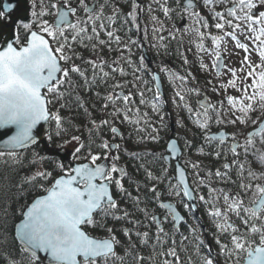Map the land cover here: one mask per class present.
I'll return each mask as SVG.
<instances>
[{"label":"snow or ice","instance_id":"6c2138e0","mask_svg":"<svg viewBox=\"0 0 264 264\" xmlns=\"http://www.w3.org/2000/svg\"><path fill=\"white\" fill-rule=\"evenodd\" d=\"M14 7L5 3L0 19ZM258 8L264 0H126L123 6L32 0L33 19L20 22L23 41L17 33L14 43L0 45V128H15L0 143V161L23 166L19 150L37 143L34 130L42 122L55 126L47 142L74 148L71 160H57L52 170L44 167L49 157L34 152L17 185L21 193H40L12 224V240L30 254L28 264H37L39 253L49 264H264V171H258L264 147L257 148L264 145V10ZM157 12L188 23L169 30ZM150 31L157 49L167 50L177 33L181 44L185 34L192 37L202 54L197 70H214L206 84L219 97L215 103L204 97L193 105L190 98L201 97L202 89L191 70H153L143 55L133 59ZM232 56L239 66L227 62ZM161 74L174 86L171 103L187 113L200 138L198 145L184 140L202 159L189 157L183 166L169 167L172 157L181 158V145L160 134L171 131ZM70 111L83 117L79 126L63 114ZM176 123L183 128L185 118ZM124 125L132 126L127 137ZM186 197L205 206L207 235L180 210L190 207ZM0 230L6 245V224ZM7 264L21 262L7 253Z\"/></svg>","mask_w":264,"mask_h":264},{"label":"trees","instance_id":"16d2710c","mask_svg":"<svg viewBox=\"0 0 264 264\" xmlns=\"http://www.w3.org/2000/svg\"><path fill=\"white\" fill-rule=\"evenodd\" d=\"M32 0H29V4L30 7L32 9V4H31ZM100 3H103L104 0H99ZM113 3H118L121 6H123L126 3V0H112ZM2 3L3 0H0V10H2ZM206 14V13H205ZM32 16L30 13V21L32 20ZM8 20V18L5 16L4 18L0 19V25L3 24L4 22H6ZM29 21V22H30ZM184 20H180L177 19L175 21V27H177V24L181 25L183 24ZM17 33H19L20 39L21 41H23L24 37H25V30L20 26V22L17 24L16 28H15V39H16V35ZM133 38H136L137 34L135 32V30H133ZM144 45L147 46V41H143ZM176 46H178L179 51L181 52V44L180 43H176ZM168 48H171L170 46ZM178 48H173L174 51L173 54L176 56L177 49ZM140 50H142L140 48ZM87 55V54H86ZM106 57L109 55H115L114 53L112 54H108L105 53ZM142 55V52H139V56ZM186 55V54H185ZM188 59L190 61L189 65H184L180 55L178 54L177 56V64L180 67V71L181 72H185L187 74V72L189 70L192 71L193 76L196 78V81H198V83L196 81L195 85L196 87H199L202 89V92L206 93L208 95V97L212 100L213 103L216 102V100L219 98L217 97L214 93H212L211 88L209 86H207L206 84V80L210 79L207 77L202 76L201 71H198L196 69V65H195V60H193L190 56H188ZM153 61V67L156 68V61L154 60V58H152ZM127 70V69H126ZM154 87V86H153ZM102 91V89H101ZM144 111H148L149 109L146 107H143ZM66 116H69L70 118H73L75 120V123L77 126H79L82 122H83V117L75 111H70V112H64L63 113ZM121 130L125 132L126 137L129 135V133H131L132 130V126L131 125H124L121 126ZM224 130V128H220V131ZM229 132L233 131V129L231 127H229L227 129ZM82 132H85V130L82 128L81 129ZM55 132V126L54 124L50 123L49 126V133H53ZM47 134V135H48ZM161 136L164 138L165 141L168 140V136L166 132H163V130L161 129ZM47 135L45 137L46 140V144H47V148H45L42 144H37L27 150L21 151L22 155L24 157V163L23 166H19V165H14L11 162L9 163H5L4 161H0V223H4L6 224L7 227V244L4 245V241L0 240V264H7V253H11L12 257H15L16 259L19 257V255L21 254L22 256H24V258H26L28 260L29 255L27 253H22L19 251V244L15 241L12 240V224L16 221L19 220V210L21 208L22 205L26 204V203H30L31 200L38 194L37 192H33V191H27L25 193H21L18 188L17 185H19L20 183H22L23 181V177L26 173H28L31 170V166L29 165V160L32 157V154L34 152H38L41 155H45L47 157H49V159L47 161H45L44 163V167L48 168L49 170H52L55 168V162L57 160H59L56 157H52L51 156V151L53 150H59V148H55L53 144L47 142ZM86 135V132H85ZM136 139L135 135H132V141L134 142ZM57 142H62V139L57 141ZM121 142V141H118ZM200 142V138L195 139L194 140V145H198V143ZM123 144V142H121ZM148 147H152L151 143H148ZM264 147V145H260L259 143H257V148H262ZM161 150H163V148L161 147ZM227 150V149H226ZM205 151H208V148H205ZM212 159L214 158H210V159H206V164H211ZM71 160V158H70ZM122 164H126V160H122L121 161ZM131 167H135V164L133 163L131 165ZM170 168L172 166H169ZM253 168H256V165L253 164L252 165ZM258 171H264V169H258ZM198 203L201 204L198 200ZM200 209L202 210V205H199ZM203 211H205L203 209ZM182 212L184 213L185 210L184 208H182ZM7 213V215H6ZM200 219L202 220L200 223L201 226V230H202V225L205 226V233L206 235L209 233L210 229H211V222H210V218L206 215V214H202L200 215ZM203 222V223H202ZM182 231L184 230L183 228L181 229ZM0 232H2V230H0ZM142 254H146V250H142ZM23 264H28L27 262H23ZM37 264H42L40 262H37Z\"/></svg>","mask_w":264,"mask_h":264},{"label":"rangeland","instance_id":"374dc122","mask_svg":"<svg viewBox=\"0 0 264 264\" xmlns=\"http://www.w3.org/2000/svg\"><path fill=\"white\" fill-rule=\"evenodd\" d=\"M141 2L143 4H147V3H150L151 0H141ZM182 2H183V0H182ZM31 4H32V2H31ZM153 7H155V5H153ZM220 10H222V9H220ZM260 10H264V8H258L257 9V11H260ZM21 11H22V9L20 8L18 10V12L20 13ZM31 11H32V9L30 7V10H29L27 16H30ZM156 14L159 15L160 19L165 22V25L169 30L182 29L186 25V23H188L187 21L184 20L183 24H181V25L177 24V27H175L176 25L174 23L178 18L173 17V19L168 20L161 13L157 12ZM141 17H142V19H141L142 24H148L149 23L146 13H141ZM180 39H181L180 33H177V40H172V41L167 42L168 47L170 46L171 48H168L167 50H165L164 48L157 49V48L152 47L153 41L151 38V31L149 32V39L147 40L146 48H147L151 58H154V60L156 61V68H155L156 70H158L159 67L162 65H167L173 71H176L181 75L186 74L185 72L180 71V67L177 64L178 54L176 53V56H175L172 52V51H174L173 48H175V47L178 48V46H176L175 44L179 43ZM191 39H192V37H190L187 34H185L183 36L182 44L180 43L181 44V52H183L187 56H190L193 60L196 61L195 65H196V69H197V61L200 60V56L202 54L198 53V50L195 48L194 44L189 43V41ZM241 39H243V38H241ZM205 45H206V47H210V44L207 41L205 42ZM228 47H229V50H231V45H229ZM189 48H191V51H188ZM139 52H142V50H140V48H133V53H134L133 59L134 60H138ZM241 55H242V53H241ZM237 60H238L237 56H232V57H230V59L227 62L230 65L239 66L237 64ZM203 62L208 63L211 66V57L204 55V61ZM201 74H202V76L211 79L213 77L214 70H213V73H207V74L204 73L203 71H201ZM161 75L163 77L162 78V84L164 87L166 99L169 101L168 103L165 104L164 101L161 100V104L163 107V114L165 116V122L167 123L169 129H171V126L173 125L174 133H175L174 137L179 141V143L183 149V161L185 159H188L189 157L191 159H194V160L195 159H202L201 157H198L195 147L192 150H189V149L184 148L182 146L184 140H186V139L192 140L193 142L195 139H198L199 138L198 131H197L195 125L192 123L191 119L188 118L187 113L183 110L176 109L175 106L171 103V97L174 95V91H173L174 86L168 81L166 75H164V74H161ZM213 82L215 83V80ZM193 83L195 84L194 81H193ZM149 86L153 87L154 85L150 84ZM188 86H192V85L190 84ZM147 95L150 97L152 94L148 93ZM190 99H191L193 105L196 106V101L198 99H201V97L198 98V97L192 96ZM211 102H212V100H211ZM181 117L185 118V125L183 128H179L177 123H176V121H178ZM153 119L155 120V117H153ZM156 123L158 124L159 122L156 121ZM216 127L217 126H213V129H212L213 132L216 131ZM162 130H163V132L167 133L168 137L172 135L171 131H168L165 129H162ZM64 148L67 149L70 153H72L74 145L69 144V145H66ZM52 152L53 151H51V153ZM204 163L206 164L205 160H204ZM194 225L197 226V224H194ZM198 227L200 228V226H198ZM217 251H218V249H217ZM16 260L20 261L21 264H23V262L28 263V260L26 258H24V256H22L21 254L19 255V257Z\"/></svg>","mask_w":264,"mask_h":264},{"label":"water","instance_id":"95a60500","mask_svg":"<svg viewBox=\"0 0 264 264\" xmlns=\"http://www.w3.org/2000/svg\"><path fill=\"white\" fill-rule=\"evenodd\" d=\"M5 3H11V4L15 5V7L12 10L8 11L6 13V15L14 13L18 8H23L24 12L22 13L21 16L17 17L14 20L12 26H9L6 28L4 27V29H2V27L0 26V45H4L5 42H7V43H14L15 42L14 28H15L18 21L29 22V17L27 16V14L29 12V6H28L27 0H3L2 10H3V5ZM143 56L145 57V60L148 62L149 66L153 69L152 59H151V57H150V55H149V53L145 47H143ZM160 88H161V92L163 93L164 99H166V95H165V91H164L162 81L160 82ZM202 96H203V98L204 97L209 98L205 93H202ZM49 125H50V123H48V122H42L40 125L37 126V129L34 130V134H37V143L35 145L42 144L45 148H47L45 137L48 134ZM14 132H15L14 127L0 128V143H2L4 140H7L11 135L14 134ZM171 132L174 134L173 125L171 126ZM171 136H173V138H175L174 135H171ZM178 144H179V141H178ZM35 145H31V146H29V148H31ZM25 150H27V149H25ZM19 151H24V150H19ZM181 153L183 156L182 148H181ZM51 156L56 157L60 161H63L66 163V162L70 161L71 153L67 149L63 148V149H59V150H53V152L51 153ZM182 156L180 159L172 157L168 161V164L169 165L173 164V165L183 166L182 165ZM185 200H186L187 204L190 205L192 212L196 213L197 212V200L196 199H189L187 197L185 198ZM16 242L21 247L19 240H16ZM28 255H30V254H28ZM39 255H40V261H38V262H40L42 264H49V258L47 256V254L39 253Z\"/></svg>","mask_w":264,"mask_h":264},{"label":"flooded vegetation","instance_id":"af4514ba","mask_svg":"<svg viewBox=\"0 0 264 264\" xmlns=\"http://www.w3.org/2000/svg\"><path fill=\"white\" fill-rule=\"evenodd\" d=\"M22 13H23V9H22V11L20 13L17 10L15 13L6 16L8 18L7 22H9L10 24H12L17 17H19V16L22 15ZM3 24H6V23H3ZM229 143H230V141H229ZM173 202L175 203V201H173ZM184 203L187 204L186 201H185V198H184ZM199 205H202V204H199L198 203V205H197V212L196 213L192 212L190 208H184L185 212L184 213L182 212V213L187 217L189 224H192V225L197 224V226H200V224H201L200 222L202 221L200 219V215H201V213L202 214H206V213H205V211H203V209L205 210V206L202 205V207H201L202 210H201L200 207H199ZM180 210L182 211V208H180ZM202 230L205 231V226L204 225H202Z\"/></svg>","mask_w":264,"mask_h":264}]
</instances>
